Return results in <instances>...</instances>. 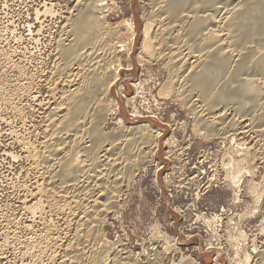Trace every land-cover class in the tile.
<instances>
[{
    "label": "rangeland",
    "instance_id": "rangeland-1",
    "mask_svg": "<svg viewBox=\"0 0 264 264\" xmlns=\"http://www.w3.org/2000/svg\"><path fill=\"white\" fill-rule=\"evenodd\" d=\"M82 3L85 0H0V264H28L21 260L23 243L45 228L41 219H32L26 211L36 202L33 194L43 183V178L34 170L40 165L38 160L35 162L36 159L26 154L40 151L46 137L47 117L66 90L62 85L70 73L62 75L55 71L63 63L58 46L60 42L67 44L71 40L68 20L72 15L76 16V8H81ZM152 3L151 0H105L107 13L103 14L108 16L107 20L97 13L102 22L106 21L107 28L121 29L122 39L128 45L116 58L121 62L113 65L122 83L110 91L113 107L103 125V133L116 137L125 125L138 127L142 124L159 131L156 134L158 140L143 147L142 164L128 187L124 185L118 207L112 213L110 211L103 228L104 237L114 249L128 248L125 253L129 257L133 253L134 264L151 263L150 257H158L155 253L160 255L159 263L164 264H179L188 259L192 264H256L255 255L264 253V165L258 162L259 171L253 168L252 177L240 176L241 193L229 184L228 177L230 172H236L231 161L232 157L238 158L235 157L236 145L247 141L245 148L249 146L248 149L259 151L257 135L249 133L250 136L245 138L240 135L242 131L247 132L252 123L248 118L242 120L234 115L233 107L211 112L201 109L203 102L195 95L190 94L193 101L189 96L188 100L183 98L181 101L172 96L181 79L186 83L184 77L187 74H181L182 78L178 76L179 81L175 80L176 77L169 74L171 67L165 60L151 59L143 50V26L148 22L151 24L156 8L161 9L159 4L154 6ZM156 14L161 15L159 11ZM129 22L134 24L136 37L128 26L125 27ZM154 27V33H157L158 27ZM155 45L163 56L177 47L176 44L168 48ZM76 67L78 69L79 65L73 69L77 70ZM169 86L172 95L167 94ZM55 89L58 94L54 95ZM182 100L197 105L201 116L205 110L204 121L220 117L225 111L227 123L233 119L242 124L236 127L237 130L229 127L226 131L221 130L222 133L218 131V137L206 139V133L202 131L203 135H200L195 129L199 119L197 112L191 110L194 109L191 102H187L190 103L188 108ZM250 186L256 187V195L251 193ZM234 193L239 194L240 202L234 201L237 196ZM257 200L261 204L258 205ZM46 217L49 226L61 227L64 240L72 235L71 227L67 225L69 221L64 222L68 219ZM70 221L76 223L72 218ZM151 253L156 256L152 257Z\"/></svg>",
    "mask_w": 264,
    "mask_h": 264
},
{
    "label": "bare ground",
    "instance_id": "bare-ground-1",
    "mask_svg": "<svg viewBox=\"0 0 264 264\" xmlns=\"http://www.w3.org/2000/svg\"><path fill=\"white\" fill-rule=\"evenodd\" d=\"M151 1L160 5L161 9L156 8L154 13L159 11L162 17L159 14H154L151 24L148 22L143 26V50L149 54L151 59L165 60L171 67L172 73L169 74H173L176 77L175 80L179 81V77L182 78V75L187 74L184 77L187 84H184V80L181 82V79V84L178 89L173 91V95L170 86L167 94L180 99V101L183 98L185 100L188 96L193 101L190 94L195 95L203 102L201 109L206 108L211 112L220 108L233 107L234 115L236 114L242 120L248 118L252 123L251 128L248 129L249 132L242 131L240 133V128L238 133L244 138L249 133L257 135L259 151L248 149L249 146L245 148L247 141L237 144L236 154L233 153L238 158H231L236 172L229 171L228 177L229 184L232 183V186L239 189L238 191L241 193L243 189L240 176L252 177L255 171L252 173V170L253 168L257 169L258 162L264 165V0ZM104 3L105 0H85L84 4H80L81 8L78 9L76 6L78 13H75L74 17L72 15V19L69 18L68 26L64 25L70 29L68 35L71 40L68 43V40L65 41L67 44L58 42L59 56L63 63L58 64L59 67L57 66L58 69L55 71L62 75L70 73L67 77L65 76L67 79L64 83L62 80L60 81L65 84L62 86H66V90L62 92L61 99L57 103L55 102L56 107H53L52 114L47 117L48 120L45 122L47 125L46 137H42L44 142L41 143L40 151L37 154H35L37 151L33 150L34 153L28 151L30 153L26 154L33 157L34 160L36 159L35 162L38 160L41 168L38 165L34 170L40 174L39 177L43 178V183L33 194L35 195L33 198H37L36 202L32 207H27L26 211L32 216V219H41V223L45 226L40 234L36 233L33 237L30 236L28 242H22L21 260L28 264L29 262L32 264H134L132 262L133 253L130 257L125 253L129 251H127L128 248L124 246L126 249L121 250L119 247L117 250V247L114 249V246V248L110 246L111 244L104 237L103 228L109 218L110 211L112 213V210L118 207L123 188L128 187L130 180L142 164L143 152L141 151H143V147L156 142L158 140L156 134L159 131H155L150 125L142 124L138 127L125 125L123 132H119L116 137H109L103 133V125L110 116L113 107L110 91L114 86L122 83L113 65L116 66L121 62H118L116 58L128 46L122 39L121 29L119 32L109 29L110 26L107 28L104 23L106 21L102 22L98 17L100 14L97 13L102 15L104 12L107 13L104 8L107 5L105 6ZM105 15V19H103L107 20L108 16ZM127 26L130 30L127 29L136 37L137 31L134 24L129 22L125 27ZM154 26L158 27L157 33H154ZM155 43L167 48L174 47L172 44H176L177 47L170 48L171 51L168 49L171 53L163 56L160 48H156ZM163 50L165 49L163 48ZM78 65L77 70L73 69ZM117 68L119 69L118 66ZM167 68L169 71V67ZM56 93L55 89L53 94ZM29 95L27 96L29 97ZM184 100H182L183 104L186 102ZM192 107L194 108L191 109L193 112L200 111L197 105L192 104ZM222 109L220 110L222 111ZM204 113L205 110L203 115ZM196 115L199 123L195 129L199 134L206 133V139L216 136L218 131L221 133L223 130L226 131L229 127L231 130L232 128L237 130L236 127L242 124L239 120L236 122L233 119L232 122L227 123L224 118L228 113L225 114V111L220 117L205 121L201 112H197ZM234 138L233 140H235ZM249 143L251 142L249 141ZM27 148L25 147V149ZM231 151L230 153H232ZM230 170L233 171L232 168ZM217 178L219 180V176ZM211 179L212 182L213 179ZM192 180L194 179L192 178ZM195 181L197 182V180ZM224 181L226 183V180ZM248 183L252 185L251 182ZM249 189L251 193L256 192V187L250 186ZM235 194L237 196L234 201L239 200V194L234 193V196ZM29 201L28 203L31 202ZM257 204L261 203L257 200ZM247 213L245 214L248 217ZM46 216L58 217L59 220L63 218L62 221L68 219L64 222L69 221L67 225L69 224L72 228L68 227L72 235L64 240L60 232L61 227L49 226ZM71 218L76 220L75 224H72ZM52 221L51 219V223ZM29 231L32 232V230ZM256 245L254 243V246ZM254 250L255 248H253ZM155 254L158 257H150V259L157 260H150L151 263L148 264H164L162 261L159 263V253ZM257 254L255 255L256 264L264 259L262 251ZM155 256L152 255V257ZM250 257L248 256V258ZM188 260H182L179 264H192Z\"/></svg>",
    "mask_w": 264,
    "mask_h": 264
}]
</instances>
